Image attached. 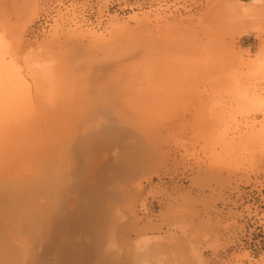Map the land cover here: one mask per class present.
Segmentation results:
<instances>
[{"label": "rangeland", "instance_id": "obj_1", "mask_svg": "<svg viewBox=\"0 0 264 264\" xmlns=\"http://www.w3.org/2000/svg\"><path fill=\"white\" fill-rule=\"evenodd\" d=\"M119 2L125 4L124 11L107 12L109 5ZM238 2L243 5V9L238 6ZM93 5L99 21L102 22L98 26L89 23L84 17L86 10ZM60 6L62 5L56 0H0V84L7 85L4 84L5 81L9 83V88L15 85L14 88L18 89L20 85L19 87L27 89V92L23 91V88L14 89L16 92H13L11 87L12 100L11 97L9 99L10 95L8 98L5 96L11 103L4 102L7 106L11 104L10 111L15 107L12 104H17L18 108L20 101H17L15 93L20 91L18 97L23 100L26 98L24 104L29 107H23L20 102V107L28 110L24 112L23 108H19L22 111L15 108L11 111L12 115H18L20 112L19 115L31 114L50 118L48 111L51 110L50 112H55L51 113L55 116L52 119L55 120L57 116L64 114V120L61 117L57 119L65 121L67 127L61 126L60 129L61 121L54 122L58 125L56 128L60 129L58 132L62 133L58 135V132H54L55 136L62 138L55 139L52 134L55 129L52 126L49 127L54 129H51L50 133L52 138L49 135L50 129L47 126H55L51 120L45 126L49 129V132L45 130L48 134H44L41 129V139H44V144H41L44 147L46 142V146L54 144L56 140L59 144L67 132L70 139L67 138L65 149L61 148L62 144L58 145L59 148L56 144L58 152L53 146L50 149L54 154L50 153L49 149L44 150V153L43 149L40 152L41 144H32L37 142V136L39 141L41 132H33L37 136L34 139L36 141L29 140L34 145L31 146L39 149L40 154L48 153L52 156L49 162L57 165H51V175H47L46 171L49 168V162L45 161L47 157L41 154L42 159L39 153H35L38 151H32L27 139V142L23 143L27 135L22 137V140L12 139L14 145L11 142L9 146L7 144L9 148L16 146L11 152L9 148L8 151L4 146L1 148L0 152L7 151L4 154L10 155L4 157L2 154L3 158L0 153V158L4 160L1 159L2 165L8 164L4 167L0 164L3 167H0V174L10 170L9 164L10 168L13 165L14 171L19 169L18 174L15 171L14 177L12 176L17 179L18 175L16 185L18 187L19 184V189L14 187L16 180L9 178L13 181L9 180L11 182L8 184L9 174L3 175L7 176L5 182L8 183L6 186L1 179L3 183H0V198H6V203H10L6 204V199L1 200L3 203L0 201V230L6 222L12 224L13 219L26 212L32 215L41 210L46 213L49 209L51 212L54 210L56 213L77 217L90 211L92 214L87 218L90 220L100 215L99 221L94 220L93 223L92 220L87 223L86 219L81 223L83 225H78L80 227H75L76 229L62 230L58 233L57 240H41L38 245L40 247L42 244L43 247L39 248L37 245L38 250L34 246L37 248L36 255L39 253L34 264H68L73 253L80 256V261L85 259L84 264H264V0H72L68 7ZM41 17H46L50 23L45 30L38 31L37 21ZM136 21L143 23L138 22L139 25H136ZM125 24L130 31L125 35L128 41L118 34L124 41L122 43L113 31L114 28ZM90 33L92 37L104 35L100 37L104 38V41L109 40L110 34H113L111 37H114L113 42L117 41L115 44H137L134 48L138 53L136 54L133 47V50H130L129 46H125L128 48L125 50L122 46L120 52H117V47L114 49L117 53L113 56L111 53L106 55V49L103 51L101 46L96 47L98 43L89 42ZM77 39L83 42V49L79 48L81 44ZM142 44L145 46H141ZM84 49L86 50L83 51ZM129 53L135 54L131 56ZM74 56L78 57L74 59L77 61L74 63L79 62L77 67L71 60ZM120 57H123L122 60ZM111 59L118 60L119 65L116 64L118 61L112 62ZM147 60L153 63L152 66ZM59 61L64 70L70 69L69 73L67 70V74L59 70ZM80 62L83 66L86 62L91 69L83 66L80 68ZM135 68L143 71L147 69L149 76L147 77L146 73L142 80L140 74L132 72ZM154 68L160 73L157 74L158 77ZM44 69L48 74L53 73L52 77L57 75V81L52 83L50 80L53 78H48L50 82L44 81L43 77H51L43 71ZM38 72L45 74L41 76ZM63 74L72 75L77 81L70 76L67 79L71 83H68V80L66 83L65 78L61 80ZM153 74L157 77L154 79L156 84L151 77ZM13 78L14 85L13 81L11 82ZM78 82L80 85L84 83L80 86ZM146 82H149V86H146ZM84 84L89 87L83 88ZM119 84L120 89L117 88ZM134 84L139 87L136 85L135 88ZM102 86H106V89ZM131 86L134 89H130ZM141 86L147 89L150 87L151 94L143 88L147 93H143V96L146 97L139 96ZM115 87L122 91L126 88L124 92L120 91L125 97H118L121 94L117 95L119 91L117 92ZM135 89L138 90L134 94ZM28 90L30 96H27ZM27 98L31 102L26 101ZM71 102H75L77 107ZM105 103H109V106ZM47 104L53 105L55 109L59 104L61 111L59 108H50ZM66 104L67 106L63 107ZM44 106L48 109L46 113L41 110ZM101 107L103 111L100 110ZM74 123L76 125H73ZM84 127L86 130L82 131ZM31 134L30 132L28 137ZM47 137L55 141L51 142ZM103 137L106 138L105 142ZM16 140L22 141V144ZM65 141L66 139H63V144ZM26 144L28 150L25 149ZM95 147L98 150H95ZM69 148L73 151L76 149V153L71 150L76 154H73V160L67 157V154H72L68 152ZM14 153L16 155H13ZM23 154L25 155L22 156ZM59 154L65 156L66 161ZM34 156L40 157L41 160ZM60 157L61 159H58ZM39 163L41 169L38 168ZM41 171L44 173H39ZM12 172L11 170L10 174ZM52 174L55 177L58 175V181L55 180L57 185L52 181L55 178L48 180ZM35 176L44 182L47 178L46 185L39 183ZM31 205L37 206L38 209L33 211L34 207ZM86 206L88 209H84ZM55 212L52 214H56ZM3 214L4 218L6 217L4 220ZM95 222L98 225H95ZM89 223H93L94 227L92 226L86 235L84 227L89 226ZM98 234L101 235L100 239ZM101 244L104 246H100ZM85 247L88 252L84 250ZM26 254L34 255L31 251Z\"/></svg>", "mask_w": 264, "mask_h": 264}, {"label": "bare ground", "instance_id": "obj_2", "mask_svg": "<svg viewBox=\"0 0 264 264\" xmlns=\"http://www.w3.org/2000/svg\"><path fill=\"white\" fill-rule=\"evenodd\" d=\"M238 4H239V2H238ZM256 4H257V3H256ZM236 5H237V4H236ZM244 5H245V4H244ZM238 6H241V7H242L243 5H240V4H239ZM244 8H245V7H244ZM242 9H243V7H242ZM140 20H143V19H140ZM133 21H134V20H133ZM136 22H137L136 25H139V24H138L139 21H136ZM139 23H141V22H139ZM142 23H143V22H142ZM142 23H141V24H142ZM123 24H124V23H123ZM144 24H146V23H144ZM74 25H75V24H74ZM113 26H114V25H113ZM114 27H115V26H114ZM128 28H129V27H128ZM128 28L126 27V24H125V25H121V26H119V27L114 28V31H113V30H112V31H113V33H115L116 35L119 34L121 37L124 36L125 39L123 38V40H126V39H127V38H126V36H127L126 33H129V32H128V30H129ZM126 30H127V31H126ZM129 31H130V30H129ZM239 31H240V30H239ZM122 34H123V35H122ZM88 35L91 36V37H90L91 40H89L90 43H95V44L98 43V44L96 45V47L101 46L102 49H103V51H105L104 49H106V52L104 53V54H106V55H110L109 53H111L112 56H113V54H115V53H117V52H120V49H123L122 46L124 47L125 50L128 49V48L130 47V48H129L130 50H133V49H134V51H135V48H136V46H137V44H134V43H131V45L134 44V45H132V46H130V44H129V45H128L129 47H128L127 45H125V44H122V43H124V41L122 40V38H121L119 35H118V36L120 37V41L122 42V43L120 42V43L122 44L121 46L118 45V43L115 44V42H117V41H114V42H113L114 37H113V38L111 37L113 34H112V35L110 34V38L112 39V42H111V39H110V38H109V40H106V39H105V40L107 41V43H106V41H104V38H100V37H104V35H100V36L97 35L98 37H97V36L92 37V34H91V33L88 34ZM88 35H86V36H88ZM93 35H95V34H93ZM125 35H126V36H125ZM73 37H74V36H73ZM73 37H72V38H73ZM81 37H82V36H81ZM119 37H118V39H119ZM72 38H70V39H72ZM82 38H84V36H83ZM82 38H81V39H82ZM86 38H87V37H86ZM128 38H129V36H128ZM81 39H80V40H81ZM73 40H74V39H73ZM77 40H78V39H77ZM129 40H130V39H129ZM84 41H85V40H84ZM87 41H88V40H87ZM103 41H104V42H103ZM126 41H128V40H126ZM78 42H79V44H81L79 48H80V49H83V48H81V46L83 45V44H82L83 42H82V41L80 42L79 40H78ZM108 42H110V43H108ZM130 42H131V41H130ZM86 43H87V42H86ZM100 43H101V44L103 43V44H102L103 46H102V45H99ZM73 44H75V43H73ZM109 44H111V45L109 46ZM114 44H115L116 46H115ZM106 45H107V46H106ZM113 45H114V47H113ZM45 46H46V45H45ZM74 46H75V45H74ZM74 46H73L72 48H74ZM108 46H109V47H108ZM111 46H112V48H111ZM118 46H119V48H118ZM125 46H127L128 48H125ZM141 46H145V45L142 44ZM47 47H48V46H47ZM76 47H77V45H76ZM82 47H83V46H82ZM116 47H117V48H116ZM132 47H133V49H132ZM134 47H135V48H134ZM177 47H178V46H177ZM77 48H78V47H77ZM77 48H75V50H77ZM79 48H78V49H79ZM84 48H86V46H84ZM115 48L117 49V52L114 51ZM107 49H109L110 51L107 50ZM116 49H115V50H116ZM73 50H74V49H73ZM85 50H86V49H84L83 51H85ZM112 50H113L114 52H113ZM138 50L140 51V49H138ZM78 51H79V50H78ZM81 51H82V50H81ZM107 51H108V52H107ZM136 51H137V49H136ZM136 51H135V52H136ZM70 52H71V56H72L73 51L71 50ZM74 52H75V51H74ZM112 52H113V53H112ZM122 52H123V50H122ZM122 52H121V55H122ZM129 52H130V51H129ZM132 52H133V51H132ZM132 52H131V53H132ZM193 52H194V51H193ZM81 53H82V52H81ZM124 53H125V52H123V54H124ZM137 53H138V52H136V54H137ZM84 54H86V53H84ZM129 54H130V53H129ZM129 54H127V55H129ZM134 54H135V53H133L132 55L130 54V55L133 56ZM87 55H88V54H87ZM192 55H193V54H192ZM52 56H54V55H52ZM71 56H70V57H71ZM116 56H118V54H117ZM68 57H69V56H68ZM68 57H67V58H68ZM70 57H69V58H70ZM84 57H85V59H86V55H85ZM114 57H115V56H114ZM114 57H113V58H114ZM123 57H124V56H123ZM123 57H120V60H122L121 58H123ZM126 57H127V56H126ZM126 57H124V58H126ZM53 58H54V57H53ZM69 58H68V59H69ZM71 58H72V57H71ZM75 58L78 59V57H75V56H74L73 59H71L73 63L76 61V60L74 61ZM88 58H89V56H88ZM117 58H118V57H117ZM56 59H57V58H56ZM79 59H80V58H79ZM109 59H110V58H109ZM118 59H119V58H118ZM51 60H53V59H51ZM58 60H59V59H58ZM71 60H70V61H71ZM87 60H88V59H87ZM111 60H112V59H111ZM113 60H115V59H113ZM113 60H112V62H113ZM68 61H69V60H68ZM80 61H81V60H80ZM84 61H85V60H84ZM84 61H82V62H84ZM88 61H89V60H88ZM115 61H116V60H115ZM117 61H118V60H117ZM117 61H116V62H117ZM147 61H148V60H147ZM110 62H111V61H110ZM148 62H149V61H148ZM152 62H153V61H152ZM70 63H71V62H70ZM73 63H71V64L73 65ZM76 63H77V61H76ZM76 63H74V66H76V65L78 66L79 62H78V64H76ZM114 63H115V62H114ZM119 63H120V62L118 61V63H116V64L119 65ZM122 63H123V62H122ZM150 63H151V62H149L148 64H150ZM59 64H60V65H59V67H60L59 70L64 71L65 74L69 73L70 69L67 68V69L64 70V69L62 68L63 66L61 65L60 61H59ZM71 64H70V65H71ZM80 64H81V62H80ZM86 64H87L86 62L84 63V66L81 64V67H80V68H82V66L85 67V68H86V67H89V65L87 66ZM108 64H109V63H108ZM145 64H147V63H145ZM152 64H153V63H151L150 66H152ZM68 65H69V64H68ZM110 65H111V67L113 66V64H111V63H110ZM117 65H116V66H117ZM120 65H121V64H120ZM61 66H62V67H61ZM77 66H76V67H77ZM79 66H80V65H79ZM141 66H142V65H141ZM144 66H145V65H144ZM148 66H149V65H148ZM153 66H154V65H153ZM65 67H66V66H65ZM65 67H64V68H65ZM109 67H110V66H109ZM121 67H122V66H121ZM142 67H143V66H142ZM142 67H141V68H142ZM71 68H72V67H71ZM80 68H79V69H80ZM85 68H84V69H85ZM89 68L91 69V67H89ZM100 68H101V67H99V69H100ZM107 68H108V67H107ZM144 68H145V67H144ZM147 68H148V67H147ZM57 69H58V68H57ZM73 69H74V68H73ZM84 69H82V70H84ZM90 69H89V70H90ZM113 69H114V66H113ZM136 69H137V68L133 69L132 72H133V73H134V72H137V73H135V74H138V75L140 74V75L142 76V78H141L142 80H143V77H145V76L148 74L147 72H149V71H147V69L145 70L146 72L143 71L142 69H140L141 71H140V70H136ZM150 69L153 70L152 68H150ZM154 69H155V68H154ZM66 70H67V71L69 70V71L67 72ZM82 70H80V71H82ZM86 70H87V69H86ZM102 70H103V69H102ZM135 70H136V71H135ZM43 71L46 72V73L48 74V72L45 71V69H44ZM65 71H66L67 73H66ZM80 71H78V73H79ZM100 71H101V70H100ZM39 72H40V71H39ZM39 72H38V73H39ZM41 72H42V70H41ZM51 72H52V71H51ZM89 72H91V70H90ZM89 72H88V73H89ZM150 72H151V71H150ZM155 72H156V75H157V74H158L157 72H159V71H156V69H155L154 73H155ZM73 73H74V72H73ZM95 73H96V72H95ZM100 73H101V72H100ZM133 73H132V74H133ZM142 73L145 74V75L143 76ZM146 73H147V74H146ZM39 74H41V76H44V75H42V74H45V73H39ZM52 74H53V73H52ZM52 74L49 73L48 75H51V77H50V76L47 77V78L45 77L46 80H45L44 77H43V80H44V81H47V80H48V82L51 81L52 83L56 82L57 80L55 81V79L57 78V77H56L57 75H56V76L53 75V77H52ZM76 74H77V73H76ZM85 74H86V71H85ZM85 74H84V75H85ZM128 74H129V73H128ZM159 74H160V73H159ZM159 74H158V75H159ZM162 74H163V73H162ZM162 74H161V75H162ZM80 75H81V74H80ZM94 75H95V74H94ZM123 75H124V74H123ZM129 75H130V74H129ZM138 75H137V77H140V76H138ZM154 75H155V74H153V75L151 76V77H153V80H154L155 78L157 79V77H158V75H157V77H154ZM13 76L15 77V75H13ZM41 76H40V78L42 79ZM70 76H72V75H70ZM70 76H69V75L65 76V75L63 74V77H62L61 80H63V79L65 78L64 80H65L66 83H67V80H68V83H71V82L69 81V79H67V78H70ZM101 76H102V75H101ZM133 76H134V75H133ZM148 76H149V74L147 75V77H148ZM55 77H56V78H55ZM72 77H73V76H72ZM82 77H83V76H82ZM84 77H85V76H84ZM86 77H88V76H86ZM114 77H115V76H114ZM114 77H113V78H114ZM121 77H122V76H121ZM126 77H127V76H126ZM161 77H163V76H161ZM161 77H159V78H161ZM15 78H18V77L16 76ZM15 78L11 79V82L13 81V85H14V83H15V80H14ZM48 78H53V79H52L53 81L50 80V79H48ZM78 78H79V77H78ZM116 78H118V76H116ZM124 78H125V77H123V79H124ZM81 79H83V78H81ZM84 79H85V78H84ZM110 79H111V77H110ZM123 79H121V81H122ZM125 79H126V78H125ZM0 80H1V79H0ZM2 80H4V79H2ZM8 80H9V79H8ZM17 80H19V79H17ZM17 80H16V82H18ZM38 80H39V79H38ZM49 80H50V81H49ZM73 80H76V77H75V79H74V77H73ZM113 80H115V78H114ZM116 80L118 81L119 78L116 79ZM137 80H138V79H137ZM144 80H145V79H144ZM9 81H10V80H9ZM58 81H59V80H58ZM76 81H77V80H76ZM76 81H75V82H76ZM79 81H80V83L82 82L81 80H79ZM83 81H84V80H83ZM117 81H116V82H117ZM146 81H148V80H146ZM149 81H150V80H149ZM155 81H156V80H154V83H155ZM157 81H159V79H158ZM0 82H2V81H0ZM3 82H4V84H5V83H7V85L9 84L8 82H5V81H3ZM37 82H38V81H37ZM62 82H63V81H62ZM100 82H101V81H100ZM107 82L110 83V80H108ZM111 82H112V81H111ZM116 82H115V83H116ZM80 83L78 82L79 85H80ZM83 83H84V82H83ZM83 83H82V84H83ZM86 83H87V82H85V84H86ZM118 83H119V82H118ZM146 83H147L146 86H149V85H148L149 82H146ZM18 84H19V82H18ZM18 84H16V87L18 86ZM20 84L22 85V83H20ZM74 84H75V83H74ZM82 84H81V85H82ZM85 84H84L83 88L86 87ZM143 84H144V82H143ZM155 84H156V83H155ZM0 85L3 86V83H1ZM7 85L5 84L3 87H0V88H1V89H0V90H1V91H0V146H1V147H0V150H1V148L3 149V146H4V149L7 150V148H9V147H8V146H9V143H10V142L12 143V139H14V138H15V139H18V138H19V140H20V139L22 140V137H24V136H26V135H27V137H28V134H29L30 132H31L32 134H34L33 137H34V136H35V137H34V138H33V137L30 138V136H31L32 134L28 137L29 139H28L27 137H24L23 143L27 142V141L25 140V139H27V140H28V143L30 144V147L32 148V151H33V150L38 151V152H35V153H36V154L39 153V156H40L41 158H42V156H41L42 153L40 154V152H41L42 149H43V151H44V150L46 151V150L49 149V152H50V153H53V152H51L50 147L55 146V147H54V150L57 151L56 149H58L59 146H60L61 144H62V145H61V148L65 149V146H64V145H65L66 142H68V141H67V138H68V137H67L68 132H67V135H66L65 137L63 136V137H64L63 139H64V140L66 139V141L64 142V144H63V139H61V140L59 141V144H57V143H58V140H56V141L53 140V139L50 140V139H48V137H47V139H48L49 141L52 142V140H53V141H55V142H54V144H53V143L50 144L51 146H50V145H47V146H46V144H47V142H46V143H45V147H46V149H45V147H44V145H43V144H44V143H43L44 141L42 142V140H44V139H41V137H42V135H41V134H42L41 129H42V131H44V134H45L46 131H47V132L50 131V132H49V135H50V133H51V129H52V130L55 129V131H52V134H54V136H55V133H54V132H58V130H60L63 126H66V125H65L66 123L64 124L65 121L63 122V121L59 120V118L57 119V117H61V118H62V116H63L64 114L61 115V114L59 113L60 116H57L56 119L53 120L52 118H54L55 116L52 115L51 113H55V112H54V111L50 112V111H51L50 109H49L50 111H48V109H46L47 107L45 108V106H44L43 109H41L42 107H41L40 109H41L42 111H45V113L48 111V112L50 113V118H48L47 116H44V115H42V116H44L43 118H42V117H37L38 115H37V116H35V115L32 116L31 114H30V116H29V115H19L20 112L17 113L18 115H12V114H11V111H12V110H11V111L9 110V107L11 106V104H10L9 106L6 105V102H7L8 104H9V102H10V101L7 99L8 96H9L10 94L13 95V92H16V91H14V89H15V90H18L19 88H23V89H24L23 91H25V90H27V89L24 88V87H22V86L19 87L20 85L17 87L18 89H16V88H14V87H15V85H14V87L11 86V87L13 88V89H12L13 92H11V91H12V90L10 89L11 87L9 88L10 85H8V86H7ZM11 85H12V84H11ZM63 85H64V83H63ZM66 85H67V84H66ZM66 85H64V86H66ZM69 85H71V84H69ZM72 85H73V84H72ZM81 85H80V86H81ZM111 85H112V83H111ZM116 85L118 86V84H116ZM136 85H137V84H136ZM136 85L134 84L135 88L138 86V85H137V86H136ZM157 85H158V84H157ZM74 86H75V85H74ZM112 86H113V85H112ZM161 86H162V85H161ZM67 87H68V85H67ZM76 87H77V85H76ZM88 87H89V86H88ZM88 87H86V89H87ZM102 87H103V86H102ZM105 87H106V86H105ZM105 87H103V89H104ZM131 87H132V86H131ZM138 87H139V86H138ZM154 87H155V86H154ZM79 88H80V87H79ZM83 88H82V90H83ZM115 88H116V87H115ZM117 88L120 89V84H119V87H117ZM117 88H116L117 92L119 91V93H118L117 95H119V94H121L120 91H122V90H118ZM141 88H142V90L139 88V89H140V94H139V96H141V95L143 96V93H146V92H144V91H147V90H148V91H147V93H148L149 90H150V87H148L149 89H147V87H142V86H141ZM143 88H145L146 90H144ZM9 89H10V90H9ZM68 89H69V88H68ZM73 89H74V87H73ZM75 89H76V88H75ZM105 89H106V88H105ZM105 89H104V90H105ZM112 89H114V86H113ZM130 89H134V88L132 87V88H130ZM19 90H21V89H19ZM76 90H77V89H76ZM99 90H100V89H99ZM124 90H126V88L123 89L122 92H124ZM137 90H138V89L133 90V91H135V92H133V93H134V94L137 93V92H136ZM143 90H144V91H143ZM9 91H10L11 93H9ZM69 91H70V90H69ZM84 91H85V90H84ZM94 91H95V90H94ZM19 92H20V91H18V93H19ZM25 92H27V91H25ZM28 92H29V90H28ZM39 92H40V91H39ZM67 92H68V91H67ZM73 92H74V91H73ZM77 92H78V91H77ZM80 92L83 93V91H80ZM97 92H98V91H97ZM101 92H102V91H101ZM101 92H100V93H101ZM105 92H106V91H105ZM114 92H115V91H114ZM114 92H112L113 95L115 94ZM125 92H126V91H125ZM131 92H132V90H131ZM138 92H139V91H138ZM152 92H153V91H152ZM155 92H156V91H155ZM18 93H15L16 96H17L16 99H18L17 101H20L21 103H23V104H21L22 106H23V105H24V106L26 105V107H29V106H27V104H24L26 98L23 100L22 98L18 97V96H19ZM23 93H24V92H23ZM53 93H54V92H53ZM68 93H69V92H68ZM71 93H72V92H71ZM71 93H70V94H71ZM82 93H81V94H82ZM85 93H87V92L85 91ZM102 93H103V92H102ZM141 93H142V94H141ZM147 93H146V94H147ZM149 93L151 94V92H149ZM19 94H21V92H20ZM36 94H37V93H36ZM36 94H35V95H36ZM55 94H56V93H55ZM74 94H75V93H74ZM74 94H72V95H74ZM78 94H79V93H78ZM83 94H84V93H83ZM83 94H82V95H83ZM96 94H97V93H96ZM122 94L124 95V93H122ZM122 94H121V96L119 95L118 97H120V98L125 97V95L123 96ZM125 94H126V93H125ZM22 95H23V94H22ZM25 95H26V94H25ZM50 95H51V94H50ZM82 95H81V96H82ZM87 95H88V94H87ZM89 95H90V94H89ZM99 95H100V94H99ZM115 95H116V94H115ZM115 95H114V96H115ZM117 95H116V96H117ZM153 95H154V94H153ZM5 96H7V98H6ZM27 96H30V92L28 93ZM38 96H39V95H38ZM103 96H104V95H103ZM116 96H115V97H116ZM130 96H131V95H130ZM156 96H158V95H156ZM159 96H160V95H159ZM10 97H11V100H12V96H11V95L9 96V99H10ZM84 97H85V96H84ZM84 97H83V98H84ZM88 97L90 98V96H88ZM101 97H102V95H101ZM104 97H106V99H108L107 96H104ZM111 97H112V96H111ZM135 97H136V96H135ZM137 97H138V96H137ZM143 97L145 98L146 96H143ZM154 97H155V96H154ZM154 97H153V98H154ZM4 98H6L7 100H6V99L4 100ZM23 98H24V97H23ZM71 98H72V97H70V99H71ZM74 98H75V97H74ZM83 98H82V99H83ZM102 98H103V97H102ZM112 98H113V97H112ZM131 98H132V97H131ZM138 98H139V97H138ZM140 98H141V97H140ZM140 98H139V99H140ZM19 99H20V100H19ZM21 99H22L23 102L21 101ZM30 99H31V98H30ZM72 99H73V98H72ZM77 99H78V98H77ZM86 99H87V98H86ZM97 99H98V98H97ZM99 99H101V98H99ZM103 99H104V98H103ZM103 99H102V100H103ZM106 99L104 100L105 102H107ZM141 99H142V98H141ZM67 100H68V98H67ZM74 100H75V99H74ZM102 100H100V101H102ZM133 100H134V98H133ZM147 100H149V99H148V96H147ZM150 100H151V99H150ZM154 100H155V99H154ZM4 101H6V102H4ZM13 101H15V100L13 99ZM26 101L29 102L30 100H28V98H27ZM62 101H63V100H62ZM83 101H84V100H83ZM83 101H82V102H83ZM118 101H119V100H118ZM118 101H117V102H118ZM151 101H152V100H151ZM15 102H16V101H15ZM15 102H14V103H15ZM20 102H18V106H17L18 108H16V105H17V104H16V105L12 104L13 107L15 106L14 109L16 108L17 110H21V111H22V109H19V108H23L24 106H23V107H20V106H21V105H20ZM30 102H31V101H30ZM63 102H64V101H63ZM97 102H98V101H97ZM102 102H103V101H102ZM108 102H109V101H108ZM120 102H121V101H120ZM138 102H139V101H138ZM142 102H143V101H142ZM148 102H149V101H147V104H148ZM10 103H11V102H10ZM12 103H13V102H12ZM16 103H17V102H16ZM71 103H72V102H71ZM87 103H89V102H87ZM93 103H94V102H93ZM110 103H111V101H110ZM132 103H134V102H132ZM140 103H141V100H140ZM143 103H144V102H143ZM170 103H171V102H170ZM36 104H37V103H36ZM59 104L61 105V103H59ZM59 104H58V107H56L57 109L59 108L58 110L61 109V107H60ZM72 104L75 105V102H73ZM78 104H79V103H78ZM89 104H90V103H89ZM95 104H96V103H95ZM95 104H94V105H95ZM101 104H102V103H101ZM127 104H129V103H127ZM130 104H131V103H130ZM135 104H136V102H135ZM137 104H138V103H137ZM152 104H153V103H152ZM40 105H41V104H40ZM55 105H56V104H55ZM68 105H69V104H68ZM83 105H84V103H83ZM91 105H92V104H91ZM98 105H99V104H98ZM105 105H106V106H109V103H108V104L105 103ZM105 105H103V106H105ZM112 105H113V103H112ZM112 105H111V106H112ZM125 105H126V104H125ZM131 105H132V104H131ZM131 105H130V106H131ZM138 105H139V104H138ZM6 106H7L8 109L6 108ZM42 106H43V105H42ZM47 106L50 107V108H54V109H55V107H54L53 105H52L53 107H52L51 105H48V104H47ZM64 106H67V104H66V105H63V107H64ZM69 106L71 107V105H69ZM69 106H68V107H69ZM72 106H73V105H72ZM85 106H86V105H85ZM96 106H97V104H96ZM100 106H101V105H100ZM115 106H116V105H115ZM115 106H114V108H115ZM135 106H136V105H135ZM135 106H134V107H135ZM147 106H148V105H147ZM147 106H146V107H147ZM32 107H33V106H32ZM34 107H35V106H34ZM73 107H74V106H73ZM75 107H77V106L75 105ZM92 107H93V106H91V109H92ZM134 107H133V108H134ZM44 108H45V110H44ZM102 108H103V107H101L100 110H102ZM128 108H129V107H128ZM128 108H127V109H128ZM133 108H132V109H133ZM156 108H157V107H156ZM165 108H166V107H165ZM14 109H13V111H14ZM25 109H26V110H25ZM25 109L23 108L24 112H26V111L28 110L27 108H25ZM57 109H55V110H57ZM72 109H73V108H72ZM84 109H85V108H84ZM107 109H108V107H107ZM109 109H110V108H109ZM111 109H112V108H111ZM129 109H130V108H129ZM129 109H128V110H129ZM142 109H143V108H142ZM144 109H145V108H144ZM147 109H148V108H147ZM34 110H35V108H34ZM34 110H32V111H34ZM46 110H47V111H46ZM130 110H131V109H130ZM135 110H136V109H135ZM149 110H150V106H149ZM152 110H153V109H152ZM13 111H12V112H13ZM60 111H61V110H60ZM60 111H56V112H60ZM77 111H78V110H77ZM102 111H103V110H102ZM8 112H10L11 115H9ZM16 112H17V111H15L14 114H16ZM37 112H38V111H37ZM67 112H68V111H67ZM70 112H71V111H70ZM29 113H30V112H29ZM29 113H27V114H29ZM42 113H43V112H42ZM21 114H22V113H21ZM32 114H33V112H32ZM37 114H40V113H37ZM67 114H68V113H67ZM79 114H80V113H79ZM45 115H46V114H45ZM51 115H52L53 117H52ZM75 115H76V114H75ZM131 115H133V114H131ZM138 115H140V114H138ZM144 115H145V114H144ZM151 115H152V114H151ZM39 116H41V115H39ZM63 117L65 118V116H63ZM68 117H69V115H68ZM68 117H67V118H68ZM148 117H149V116H148ZM163 117H164V116H163ZM131 118H132V117H131ZM87 119H88V118H87ZM129 119H130V118H129ZM139 119H140V118H139ZM50 120H51V122L53 121V123H54L56 120H57V121H56L57 123H59V122L61 121V122H60V126H59L60 129H59L58 127H57L58 129L56 128V126H58V125H55V123H54L55 126H53V125H49V126H47L48 128H49L50 126H52V127H54V129H53V128H51V129L49 128V129H50V130H49L47 127L45 128V126L48 125V123H50ZM58 120H59V121H58ZM62 120H64V119L62 118ZM70 120H71V119H70ZM72 120H73V119H72ZM135 120H136V119H135ZM135 120H134V121H135ZM140 120H141V119H140ZM75 121H76V120H75ZM69 122H70V121H69ZM61 123H63L64 125H62ZM136 123H138V122H136ZM67 124H68V122H67ZM133 124H135V123H133ZM141 124H143V123H141ZM69 125H70V124H69ZM71 125H72V124H71ZM73 125H76V123H74ZM101 125H102V124H101ZM138 125H139V124H138ZM61 126H62V127H61ZM95 126H96V125H95ZM107 126H108V125H107ZM135 126H136V125H135ZM142 126L144 127V125H142ZM66 127H67V126H66ZM68 127H69V126H68ZM71 127H72V126H71ZM86 127H87V126H86ZM86 127H84V130H82V131H85V130H86V129H85ZM100 127H101V126H100ZM103 128H104V126H103ZM107 128H109V127H107ZM47 129H48L49 131H48ZM56 129H57V131H56ZM68 129H69V128H68ZM105 129H106V127H105ZM109 129H110V128H109ZM45 130H46V131H45ZM73 130H74V129H73ZM106 130H108V129H106ZM111 130H112V128H111ZM142 130H143V128H142ZM62 131H63V129H62ZM62 131H61V132H62ZM68 131H69V130H68ZM147 131H148V130H147ZM147 131H146V132H147ZM33 132H37V133H38V132H39V133L41 132V133L39 134V135H41V136L39 137V138H40L39 141H38V136L35 135V133H33ZM47 132H46V134H48ZM101 132H102V129H101ZM111 132H112V131H111ZM111 132H110V133H111ZM114 132H116V131L114 130ZM144 132H145V131H144ZM59 133H60V132H58V133H56V134L59 135ZM82 133H83V132H82ZM52 134L50 135L51 138H52V136H53ZM49 135H48V136H49ZM60 135H62V133H60ZM63 135H64V134H63ZM95 135H96V134H95ZM95 135H94V136H95ZM106 135H107V134H106ZM155 135H156V134H155ZM36 136H37V139H36L37 142L35 143V142H33V140L36 138ZM97 136H99V135H97ZM104 136H105V135H104ZM20 137H21V138H20ZM43 137L46 138L45 136H43ZM55 137H56L55 139H57V137H58L59 139L62 138V137H59V136H57V135H56ZM71 137H72V136H71ZM73 137H74V135H73ZM95 137H96V136H95ZM105 137H106V136H105ZM112 137H113V136H112ZM83 138H84V137H83ZM88 138H89V137H88ZM98 138H99V137H98ZM103 138H104V137H103ZM108 138H109V136H108ZM115 138H116V136H115ZM150 138H151V137H150ZM150 138H148V139H150ZM15 139H14V140H15ZM31 139H33V140H32V142H33L32 144H37V143H38V145H40L41 143H43V144H41V145H43L42 148H41V145H40V148H39V149H40V152H39V149H34L35 147H34V148L32 147V146H34V145L31 144V142H30ZM68 139H69V138H68ZM94 139H97V138H94ZM105 139H106V138H104V140H103L104 142H105ZM29 140H30V141H29ZM36 140H34V141H36ZM69 140H70V139H69ZM71 140H72V139H71ZM77 140H79V139H77ZM88 140H89V139H88ZM99 140H100V138L98 139V141H99ZM24 141H25V142H24ZM40 141H41V142H40ZM49 141H48V142H49ZM94 141H95V140H94ZM146 141H147V140H146ZM16 142H17V143H19V142L21 143L22 141H17V140H16ZM39 142H40V143H39ZM51 142H50V143H51ZM85 142H86V141H85ZM117 142H118V141H117ZM94 143H95V142H94ZM96 143H97V141H96ZM98 143H99V142H98ZM98 143H97V144H98ZM7 144H8V146H7ZM12 144H13V143H12ZM21 144H22V143H21ZM56 144H57V146L59 145L58 148H56V147H57ZM88 144H89V143H88ZM5 145H6V148H5ZM13 145H14V144H13ZM17 145H18V144H17ZM31 145H32V146H31ZM66 145H67V144H66ZM19 146H20V145H19ZM21 146H25V145H21ZM48 146H49V147H48ZM89 146H90V145H89ZM11 147H12V148H9V149H10V150H9L10 152H11L12 150L16 149V146H14V147L11 146ZM27 147H28V144H26L25 149H27ZM36 147H38V146H36ZM71 147H72V146H71ZM87 147H88V146H87ZM97 147H98V146H97ZM99 147H100V146H99ZM136 147H137V146H136ZM17 148H18V147H17ZM74 148H75V146H74ZM91 148H92V147H91ZM95 148H96V147H95ZM112 148H113V147H112ZM11 149H12V150H11ZM28 149H29V148H28ZM28 149H27V150H28ZM88 149H89V148H88ZM109 149H110V148H109ZM27 150H26V151H27ZM69 150H70V151H69ZM71 150H72V149L69 148V149H68V152L72 153V152H75V151H76V149H74V151L72 150V152H71ZM95 150H98V149L96 148ZM7 151H8V150H7ZM7 151H5L4 153H6ZM15 151H17V150H15ZM21 151H23V150L21 149ZM45 151H44V153H45ZM58 151H59V149H58ZM58 151H57V152H58ZM17 152H18V151H17ZM47 152H48V151H47ZM57 152H55V153H57ZM78 152H79V151H78ZM87 152H88V151H87ZM0 153H1V156H2V157H3V155H4V157H6L5 155H7V156L10 155V153H8V154H4L3 151H1ZM19 153H20V151H19ZM44 153H43L42 155H44V157H45V156L47 157V158L45 157V158H46L45 161H46V162H49V160L52 159V156L48 155V153H47V154H44ZM75 153H76V152H75ZM89 153H90V152H89ZM126 153H127V152H126ZM134 153H135V152H134ZM2 154H3V155H2ZM32 154H33V153H32ZM53 154H54V153H53ZM73 154H74V153H72L71 155H70V154H67V155H68L67 157H69L70 159L72 158V160H73V159H75L74 156L76 155V154H74V156H73ZM79 154H80V153H79ZM100 154H101V153H100ZM13 155H16V153H14ZM19 155H20V154H19ZM24 155H25V154H23L22 156H24ZM47 155H48V156H47ZM59 155L63 157V155H61V154H59ZM90 155H91V154H90ZM102 155H103V154H102ZM1 156H0V157H1ZM37 156H38V155H37ZM37 156H34V157L37 158ZM49 156H50V157H49ZM70 156H72V157H70ZM92 156H93V154H92ZM4 157H3V158H4ZM17 157H18V155L16 156V158H17ZM20 157H21V156H20ZM26 157H27V156H26ZM28 157L31 158V156H28ZM40 157H39V158H40ZM73 157H74V158H73ZM142 157H143V156H142ZM3 158H0V162L3 160ZM10 158H11V156H10ZM18 158H19V157H18ZM18 158H17V159H18ZM36 158H35V159H36ZM39 158H37V159H38V160H41V158H40V159H39ZM48 158H49V159H48ZM69 158H68V159H69ZM96 158H97V157H95V159H96ZM1 159H2V160H1ZM17 159H15V160H17ZM42 159H43V158H42ZM55 159H56V158H55ZM58 159H61V157L58 158ZM63 159H64V161H66L65 156L63 157ZM68 159H67V161L70 160V159H69V160H68ZM77 159H78V158H77ZM90 159H91V158H90ZM93 159H94V158H93ZM124 159H125V158H124ZM86 160H87V159H86ZM120 160H121V159H120ZM3 161H4V160H3ZM3 161L0 163L1 165L3 164ZM28 161H29V160H27V162H28ZM31 161H32V160H31ZM70 161H71V160H70ZM75 161H76V160H75ZM92 161H93V160H92ZM50 162H51V161H50ZM50 162L47 164V166L49 167V168H47V170H46V171H47V175H51V174H50V171H52L51 169H53V167L56 165L54 162H53L54 164H53V163H50ZM7 163H8V162H7ZM28 163H29V162H28ZM36 163H38V161H36ZM40 163H41V162H40ZM40 163L38 164V165H39L38 168H40ZM129 163H130V162H129ZM5 164H6V163H5ZM32 164H33V161H32ZM52 164H53V167L51 166ZM120 164H121V163H120ZM135 164H136V163H135ZM7 165H8V164H6V165H4V166H7ZM9 165H10V167H11V164H9ZM15 165H16V164H15ZM15 165H14V166H15ZM33 165H34V164H33ZM33 165H32V166H33ZM2 166H3V165H2ZM4 166H3V167H4ZM16 166H17V165H16ZM16 166H15V167H16ZM34 166L37 167V165H34ZM41 166H43V164H42ZM50 166H51L52 168H51ZM56 166H57V165H56ZM58 166H59V165H58ZM0 167H1V166H0ZM3 167H1V168H3ZM8 167H9V166H8ZM10 167L8 168V169H10V170H6L7 173L5 172V174H4V173L2 172V174H0V175H1V177H0V183H1V182L3 183L2 180H4V183H5V185H6L8 182H9L8 184H10L11 181L16 180V181H14V183H15V185H16V182L19 180V177H18V175H16L17 179H16V178L13 179V177H14L13 173H14L15 171H17V174H18V170H19V169H17V170L14 171V170L12 169V168H13V165H12V168H10ZM15 167H14V168H15ZM44 167H46V166H44ZM17 168H18V166H17ZM41 168H42V167H41ZM41 168H40V169H41ZM68 168H69V167H68ZM73 168H74V167H73ZM5 169H6V167H5ZM21 169H22V168L20 167V170H21ZM11 170L13 171L12 174H10V173H11ZM48 170H49V171H48ZM74 170H75V169H74ZM76 170H78V169H76ZM37 171H38V169H37ZM55 171H56V170H55ZM22 172H23V170H22ZM44 172H45V169H44ZM44 172L41 171V172H39V173H44ZM19 173H20V172H19ZM37 173H38V172H37ZM37 173H36L35 175L38 176ZM7 174H9L10 177L7 178V179H8V182H7V181L5 182V179H6V177L8 176ZM45 174H46V172H45ZM3 175H7V176L5 177V176H3ZM52 175L54 176V174H52ZM12 176H13V177H12ZM39 176H40L41 178H43V176H41L40 174H39ZM53 176H52V177L50 176V178H49L48 180H50L51 178H52V179L55 178L54 180H52V181L55 183L56 181H58V180H56V178L58 177V175H57V177H55V176L53 177ZM62 176H63V175H62ZM2 177H3V178H2ZM4 177H5V178H4ZM24 177H25V176H24ZM40 177H37V178H36V176H35L36 180L38 179L39 183H42V184L45 183L44 185H46V180H47V178L44 179V180H45V182H44L43 179L41 180ZM9 178H11V179H13V180H11V179H9ZM1 179H2V180H1ZM20 179H21V178H20ZM69 179H70V178H69ZM108 179H109V178H108ZM9 180H11V181H9ZM55 180H56V181H55ZM59 180H60V179H59ZM65 180H66V179H65ZM40 181H42V182H40ZM62 181H63V180H62ZM49 182L51 183V181H49ZM53 182H52V184H53ZM67 182H68V181H67ZM2 183H1V184H2ZM21 183L23 184L24 182H20V184H21ZM39 183H38V184H39ZM62 183H63V182H62ZM65 183H66V182H65ZM1 184H0V186H1ZM25 184H26V182H25ZM68 184H69V183H68ZM39 185H40V184H39ZM47 185H48V184H47ZM55 185H57V184L55 183ZM58 185H59V184H58ZM3 186H4V184H3ZM6 186H7V185H6ZM13 186H14V185H13ZM13 186H12V187H13ZM22 186H23V185H22ZM59 186H60V185H59ZM1 187H2V186H1ZM14 187H15V189H16V188L19 189V184H18V187H17V185L14 186ZM35 187H36V186H35ZM70 187H71V186H70ZM9 188H11V186H10ZM20 188H21V187H20ZM22 188H24V186H23ZM36 188H37V187H36ZM60 188H61V187H60ZM0 189H1V188H0ZM6 189H8V188L6 187ZM13 190H14V189H13ZM3 191H4V190H3ZM18 191H19V190H18ZM36 191H38V190H36ZM36 191H35V192H36ZM41 191H42V190H41ZM46 191H47V190H46ZM67 191H68V190H67ZM12 194H13V193H12ZM30 194H31V193H30ZM38 194H39V193H38ZM43 194H44V193H43ZM49 195H50V194H49V192H48V198H50ZM51 195H52V197H53V193H52ZM55 195H56V194H55ZM16 197H17V196H16ZM20 197H21V196H20ZM35 197H36V195H35ZM52 197H51V198H52ZM56 197H58V196L56 195ZM85 197H86V196H85ZM21 198H22V197H21ZM21 198H19V201H21ZM25 198H26V197H25ZM27 198H28V197H27ZM38 198H39V197H38ZM59 198H60V197H59ZM5 199H6V198H5ZM5 199H4V200H5ZM9 199H10V198H9ZM14 199H15V198H14ZM93 199H95V198H93ZM1 200L4 201L3 199L0 198V201H1ZM17 200H18V199H17ZM25 200H26V199H25ZM40 200H41V199H40ZM53 200H54V199H53ZM53 200H50V201H53ZM2 201H1V202H2ZM6 201H7V199L5 200V203H6ZM19 201H18V202H19ZM56 201H58V199H57ZM90 201H91V200H90ZM12 202H13V200H12ZM16 202H17V201H16ZM27 202H28V201H27ZM93 202H94V201H93ZM2 203H3V202H2ZM8 203H10V202H8ZM8 203H6V204H8ZM22 203H23V202H22ZM28 203H29V202H28ZM28 203H27V205H28ZM88 203H89V202H88ZM88 203H87V204H88ZM12 204H13V203H12ZM35 204H36V203H35ZM87 204H86V205H87ZM8 205H9V204H8ZM36 205H37V204H36ZM94 205H95V204H94ZM96 205H97V204H96ZM109 205H110V204H109ZM1 206H2V205H1ZM19 206H20V205H19ZM31 206H32V205H31ZM84 206H85V205H84ZM10 207H11V206H10ZM16 207H17V206H16ZM21 207H22V205H21ZM29 207H30V206H29ZM33 207H34V210H33V211H36L35 208H37V206H32V208H33ZM50 207H51V206H50ZM50 207H49V208H50ZM63 207H64V206H63ZM87 207H88V206H86L84 209H88ZM89 207H90V206H89ZM11 208H12V207H11ZM11 208H10V209H11ZM18 208H19V207H18ZM40 208H41V207H40ZM82 208H83V207H82ZM10 209H9V210H10ZM13 209H14V208H13ZM37 209H38V208H37ZM50 209H51V208H50ZM2 210H3V209H2ZM4 210H5V209H4ZM52 210H53V208H52ZM71 210H72V209H71ZM90 210H91V209H90ZM92 210H93V209H92ZM11 211H12V210H11ZM20 211H21V210H20ZM25 211H26V210H25ZM37 211H38V210H37ZM41 211H42V210H41ZM41 211H39V213H38V212H34L35 214H32V215H30V214H31L30 212H28V214H27V212H26V214H25V213H22V212H23V211H22V212H21L22 214H21V213H18V214H21V215H22V216L19 215L20 218H19V216H18V217H16L15 219L12 220V221H14V223L12 222V224H11V222H10V223L8 224V223L6 222V224H4V225H5L4 228L0 230V264H34V262L37 261L36 256L39 254V253H38V254L36 255V253H37V252H36V249L39 247L38 244H39V242H41V240L53 241L55 238H56V240H57V239H58V238H57L58 233L62 232V230H64V229L67 230V229H68V230L70 231V230L74 229L75 227H80V226H82L83 224H81V223H83L84 220H86V219H87V220H86L87 223H88L89 221H92V220H93V223H94V220L99 221L98 218H100V217H99L100 215H99L97 218L94 217L93 219H90V220H89V217L87 218V216H89L90 214H92V212L89 213L90 211H88V210H87L88 212H87V211H86V212L89 213V214H87V213H83L81 216H77V217H76V216L74 217V216L69 215V214H68V215H67V214H63V213H61V212H57V213H56L54 210L51 212L49 209H48L49 212L47 211L48 213H47V212H46V213H43V212H45V211H43V212H41ZM56 211H57V210H56ZM58 211H59V210H58ZM83 211L85 212V210H83ZM40 212H41V213H40ZM50 212H51V213H50ZM54 212H55L56 214H52V213H54ZM96 212H97V211H96ZM58 213H59V214H58ZM60 213H61V214H60ZM81 213H82V212H81ZM0 214H1V213H0ZM5 214H6V210H5ZM23 214H25V216H23ZM94 214H95V213H94ZM98 214H100V213L98 212ZM114 214H115V213H114ZM95 215H96V214H95ZM116 215H117V214H116ZM0 216H2V215H0ZM90 216H91V215H90ZM81 217H82V218H81ZM103 217H104V216H103ZM0 218H1V217H0ZM17 218H18V219H17ZM90 218H91V217H90ZM111 218H112V217H111ZM4 219H6V217L4 218V214H3V220H4ZM8 219H9V218H8ZM8 219H7V220H8ZM16 219H17V220H16ZM108 219H109V218H108ZM115 220H116V219H115ZM102 222H103V221H102ZM4 223H5V222H4ZM93 223H92V224H93ZM100 223H101V222H100ZM110 223H111V222H110ZM112 223H113V222H112ZM115 223H116V222H115ZM7 224H8V225H7ZM92 224L90 225V223H89V226L86 225V226L84 227V232H85V234H86L87 232H88V233L90 232V229H91V227L93 226ZM96 224L98 225V223L95 222V225H96ZM102 224H103V223H102ZM78 225H80V226H78ZM116 226H118V225H116ZM93 227H94V226H93ZM93 227H92V228H93ZM102 227H103V226H102ZM102 227H100V228H101V229H104V228H102ZM110 228H111V227H110ZM75 229H76V228H75ZM101 229H100V230H101ZM105 229H106V228H105ZM98 230H99V228H98ZM100 230H99V231H100ZM110 231H111V230H110ZM79 232H80V231H79ZM102 232H103V231H102ZM117 232H118V231H117ZM94 234H95V231H94ZM99 234H100V232H99ZM99 234H98V236H99ZM81 235H82V234H81ZM86 235H87V234H86ZM106 235H107V234H106ZM109 235H110V234H109ZM114 235H116V234H114ZM119 235H120V234H119ZM93 236H94V235H93ZM100 236H101V235H100ZM100 236H99V239H100ZM107 236H108V235H107ZM110 236H111V235H110ZM90 237H91V236H90ZM105 237H106V236H105ZM121 237H122V236H121ZM67 238H68V237H67ZM101 238H102V237H101ZM106 238H107V237H106ZM112 238H113V237H112ZM62 239H63V237H62ZM91 239H92V238H91ZM93 239L95 240V236H94ZM94 240H93V241H94ZM96 240H98V238H97ZM114 240H115V239H114ZM125 240H126V238H125ZM59 241H60V240H59ZM63 241H64V239H63ZM93 241H92V242H93ZM106 241H107V240H106ZM120 241H121V240H120ZM126 241H127V240H126ZM69 242H70V241H69ZM71 242H73V241H71ZM65 243H68V242H65ZM82 243H83V242H82ZM29 244H30V245H29ZM60 244H61V241H60ZM92 244H93V243H92ZM94 244H95V243H94ZM97 244H98V243H97ZM102 244H103V243H102ZM102 244H101L100 246H104V245H102ZM110 244H113V243H110ZM122 244H123V243H122ZM127 244H128V243H127ZM37 245H38V247H37ZM113 245H114V244H113ZM28 246H29V247H28ZM34 246L37 247V248H35ZM41 246H42V244L40 245V247H41ZM95 246H96V245H95ZM100 246H99V247H100ZM109 246H110V245H108V247H109ZM114 246H115V245H114ZM114 246H112V247H114ZM40 247H39V248H40ZM42 247H43V246H42ZM46 247H47V246H46ZM48 247H49V246H48ZM58 247H59V246H58ZM30 248H31V249L33 248V249H32V250H33V253H32V250H31ZM34 248H35V249H34ZM39 248H38V250H39ZM55 248H56V246H55ZM90 248H91V247H90ZM105 248H106V251H107V247H106V246H105ZM25 249H27V250H25ZM94 249H96V248H94ZM108 249L110 250V248H108ZM112 249H113V248H112ZM112 249H111V251H113ZM136 249L138 250V248H136ZM142 249H143V248H142ZM38 250H37V251H38ZM79 250H80V249H79ZM84 250L88 252V248L86 249V247H85ZM114 250H115V249H114ZM133 250H134V249H133ZM27 251H29V252L31 251V254H34V255H28V254H26ZM70 251H71V250H70ZM89 251H90V250H89ZM138 251H139V250H138ZM144 251H145V250H144ZM149 251H150V250H149ZM115 252H116V251H115ZM145 252H147V251H145ZM82 253H83V252H82ZM82 253H80V254H82ZM100 253H101V252H100ZM29 254H30V253H29ZM75 254H76V253H75ZM75 254L73 253L72 255H70L69 263H68V264H84L85 259H83L82 261H80V259H79L80 256H79V255H75ZM84 254H85V253H84ZM92 254H93V253H92ZM96 254H97V253H96ZM101 254H102V253H101ZM105 254H106V253H105ZM108 254H109V253H108ZM111 254H112V252H111ZM135 254H136V253H135ZM153 254H154V253H153ZM74 255H75V256H74ZM82 255H83V254H82ZM89 255H90V254H89ZM136 255H137V254H136ZM32 256H33V257H32ZM92 256H93V255H92ZM112 256H114V255L112 254ZM145 256H146V253H145ZM147 256H148V255H147ZM34 257H35V258H34ZM41 257H42V256H41ZM90 257H91V256H90ZM118 257H119V256H118ZM133 257H134V256H133ZM83 258H86V257H83ZM93 258H94V257H93ZM96 258H97V257H96ZM100 258H101V257H100ZM144 258H145V257H144ZM144 258H143V259H144ZM149 258H150V257H149ZM151 258H153V257L151 256ZM145 259L147 260V258H145ZM145 259H144V260H145ZM33 260H34V261H33ZM92 260H93V259H92ZM96 260H99V259H96ZM131 260H132V258H131ZM179 260H180V259H179ZM83 261H84V262H83ZM102 261H103V260H102ZM116 262H117V261H116ZM36 263L38 264V262H36ZM88 263H89V262H88ZM155 263H156V262H155ZM155 263H154V264H155ZM124 264H125V263H124ZM126 264H127V263H126Z\"/></svg>", "mask_w": 264, "mask_h": 264}, {"label": "built area", "instance_id": "obj_3", "mask_svg": "<svg viewBox=\"0 0 264 264\" xmlns=\"http://www.w3.org/2000/svg\"><path fill=\"white\" fill-rule=\"evenodd\" d=\"M72 0H56L57 3H60L62 6H60V8L62 7H68L70 2ZM77 1H86L89 2V0H77ZM93 2V0H92ZM125 8V4H123L122 2L119 3H113L111 5H109L107 12L108 13H120L121 11H124ZM86 20L93 24L94 26H98L101 25L102 22L99 21V18L96 15V10H95V5L91 6L89 9L86 10L85 16ZM104 20V18H103ZM49 21L46 17H41L38 21H37V30L38 31H42L45 30L47 28V26L49 25Z\"/></svg>", "mask_w": 264, "mask_h": 264}]
</instances>
